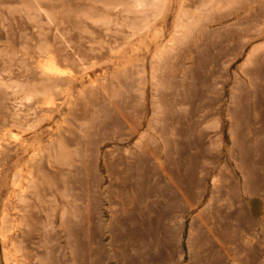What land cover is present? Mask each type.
I'll return each mask as SVG.
<instances>
[{
	"label": "rangeland",
	"instance_id": "1",
	"mask_svg": "<svg viewBox=\"0 0 264 264\" xmlns=\"http://www.w3.org/2000/svg\"><path fill=\"white\" fill-rule=\"evenodd\" d=\"M0 264H264V0H0Z\"/></svg>",
	"mask_w": 264,
	"mask_h": 264
},
{
	"label": "bare ground",
	"instance_id": "2",
	"mask_svg": "<svg viewBox=\"0 0 264 264\" xmlns=\"http://www.w3.org/2000/svg\"><path fill=\"white\" fill-rule=\"evenodd\" d=\"M137 1V0H136Z\"/></svg>",
	"mask_w": 264,
	"mask_h": 264
}]
</instances>
